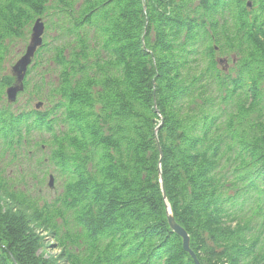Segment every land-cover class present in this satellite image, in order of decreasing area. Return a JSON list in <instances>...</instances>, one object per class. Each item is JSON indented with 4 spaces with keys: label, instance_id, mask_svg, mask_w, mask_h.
<instances>
[{
    "label": "trees",
    "instance_id": "obj_1",
    "mask_svg": "<svg viewBox=\"0 0 264 264\" xmlns=\"http://www.w3.org/2000/svg\"><path fill=\"white\" fill-rule=\"evenodd\" d=\"M44 147L51 200L0 171V264H58L35 227L64 264H196L163 190L200 264H264V0H0V151Z\"/></svg>",
    "mask_w": 264,
    "mask_h": 264
},
{
    "label": "rangeland",
    "instance_id": "obj_2",
    "mask_svg": "<svg viewBox=\"0 0 264 264\" xmlns=\"http://www.w3.org/2000/svg\"><path fill=\"white\" fill-rule=\"evenodd\" d=\"M43 22L46 21L45 17H40ZM45 32V31H44ZM31 34V33H30ZM44 35V34H43ZM50 35H54L51 33ZM31 35L27 41L26 46L29 44ZM25 46V49H26ZM20 47V45L18 46ZM15 48V53L17 54V50L19 48ZM24 49V50H25ZM22 49L20 48V54L15 57L14 63L21 57ZM225 58L221 59V66L228 67L227 63L224 61ZM13 63V64H14ZM13 64H6V72L12 73ZM7 99V98H6ZM31 97L26 93H18L16 100L13 102V106H23L27 102H29ZM37 100L31 101V106L36 104ZM46 147L43 150L34 149L29 156H27L23 151H16V158H12L8 154L2 155L0 151V171L6 172L7 179L15 185L17 190H24L30 196L33 194L37 195L38 200H51L54 198L55 194L60 191V185L57 180V175L53 172V168L49 165H46L41 162V159L46 158ZM43 171H45V177L43 178ZM37 176H41L44 181L40 185L37 180ZM52 177V187H50L49 182ZM14 208H17L14 206ZM19 211H24L29 214V211H26L24 207H18ZM36 232L40 237H43V243L41 250L45 255L52 256L56 259L58 264H64V260L61 257V250L57 248L56 243L49 235V232L43 230L42 228L35 227Z\"/></svg>",
    "mask_w": 264,
    "mask_h": 264
},
{
    "label": "water",
    "instance_id": "obj_3",
    "mask_svg": "<svg viewBox=\"0 0 264 264\" xmlns=\"http://www.w3.org/2000/svg\"><path fill=\"white\" fill-rule=\"evenodd\" d=\"M248 5H250V2H248ZM144 8H145V5H144ZM44 30H45L44 22L41 20V18H37L33 24L30 42L27 45L25 52L12 66V73L16 78V83L9 86L6 89V96L9 102H14L16 100L17 94L24 90V79L27 74L28 67L32 62V59L35 55L37 48L41 46L43 43ZM41 105H42V102L36 103V108H40ZM159 180L162 186L161 174H159ZM49 185L50 187H52V177L50 178ZM163 197H164L165 204H166L167 221H168V224L171 230L174 231L176 234H178L182 238L183 248L185 251H187L191 255L194 262L196 264H200L194 251L190 248L189 234L174 219L170 205L166 199L164 190H163Z\"/></svg>",
    "mask_w": 264,
    "mask_h": 264
}]
</instances>
